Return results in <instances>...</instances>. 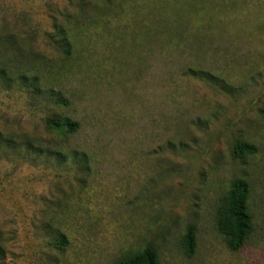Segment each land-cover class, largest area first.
Listing matches in <instances>:
<instances>
[{"label": "rangeland", "instance_id": "rangeland-1", "mask_svg": "<svg viewBox=\"0 0 264 264\" xmlns=\"http://www.w3.org/2000/svg\"><path fill=\"white\" fill-rule=\"evenodd\" d=\"M0 38L36 79L0 82V131L42 150L0 152L5 264H264V0H0ZM243 142L258 152L235 158ZM235 180L254 219L239 252L218 229Z\"/></svg>", "mask_w": 264, "mask_h": 264}, {"label": "trees", "instance_id": "trees-1", "mask_svg": "<svg viewBox=\"0 0 264 264\" xmlns=\"http://www.w3.org/2000/svg\"><path fill=\"white\" fill-rule=\"evenodd\" d=\"M3 44L4 42L0 38V82L7 85H13L17 82L22 85L28 83L30 87H35V78H30L21 69L13 70L11 68V64L14 63L19 55L13 50L10 52V50L2 47ZM2 59H6V61L3 62ZM185 75L193 78H205L218 85L223 84L218 77L205 71L189 69ZM47 128L59 136L74 135L80 129V124L67 118H50L47 120ZM21 149L25 152L36 151V149L42 151L40 147H37L36 140L34 141L28 135L22 136L19 142L15 136L7 135L0 131V152L3 151L8 156L11 153L10 151H19ZM45 152L55 154L56 158L61 157L60 152L50 151L49 149ZM257 152L258 149L255 145L243 142L236 145L233 150V156L235 158H243L255 155ZM73 155L77 162L86 160L84 153L73 151ZM250 193L251 189L248 182L235 180L231 184L230 190L218 211V229L224 236L228 248L233 252H239L254 232V219L249 208ZM184 244L188 256L192 257L195 252V238L192 231H189L185 236ZM54 245L56 249L61 251L69 247L70 242L64 234L58 231ZM8 254L6 233L0 228V264H5ZM117 264H160V261L154 250L147 248L138 254L125 257Z\"/></svg>", "mask_w": 264, "mask_h": 264}]
</instances>
